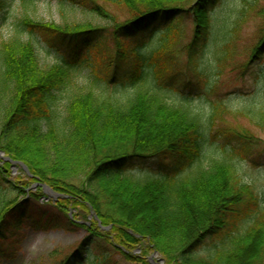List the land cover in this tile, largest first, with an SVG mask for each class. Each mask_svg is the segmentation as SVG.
Listing matches in <instances>:
<instances>
[{
  "label": "trees",
  "instance_id": "16d2710c",
  "mask_svg": "<svg viewBox=\"0 0 264 264\" xmlns=\"http://www.w3.org/2000/svg\"><path fill=\"white\" fill-rule=\"evenodd\" d=\"M215 1L57 0L106 24L52 23L26 13L12 22L8 38L0 40V151L10 158L0 165L1 243L26 220L44 229L87 231L57 264H152L147 255L155 251L166 264H264V209L230 160L254 159L264 144L238 125L216 129L215 118L227 108L214 102L203 111L183 92L207 84L198 59L219 33L225 43L215 56L217 68L229 62L248 16L258 21L257 41L241 68L261 56L264 0H242L230 27L212 31ZM9 3L0 0V23ZM110 6L126 16L118 18ZM155 22L162 35L148 38ZM188 32L183 67L194 64V77L187 80L172 45ZM34 37L59 51L60 62L43 65ZM101 53L112 66L109 83L93 64ZM123 62L128 66L117 74ZM78 76L92 85L77 84ZM250 113L264 131V109ZM209 136L221 139V156H204ZM148 158L162 170L133 177L130 168ZM13 162L28 172L13 176ZM43 185L55 199H42ZM91 212L96 218L88 219ZM206 238L212 242L201 255ZM93 240L100 246L89 262Z\"/></svg>",
  "mask_w": 264,
  "mask_h": 264
},
{
  "label": "rangeland",
  "instance_id": "374dc122",
  "mask_svg": "<svg viewBox=\"0 0 264 264\" xmlns=\"http://www.w3.org/2000/svg\"><path fill=\"white\" fill-rule=\"evenodd\" d=\"M10 8L6 14L1 15L0 23V40L7 39L12 29L10 26L12 22L20 18L23 13L29 16H33L41 21H47L52 23H62L65 20L76 21V20H87L90 19L95 24H106L101 21L97 16L96 18L89 13H83L77 6L73 7L69 4L61 5L57 0H9ZM242 0H216L213 4L215 7L211 18L216 22L212 23V31L217 29L218 26L227 25L230 27L231 22L237 17L242 7ZM110 10L113 11L118 18L126 16L125 11H117L113 7ZM211 19V20H212ZM221 22V23H219ZM257 20L252 16H248L241 23L240 29L235 36V40L232 42L230 47L231 57L220 69L217 68L215 56L219 52V47L225 43L222 33H219L220 38L210 40L208 47L205 52L202 53L198 59L199 65L203 69L204 73L208 75L207 84L200 82L196 84V87L184 89L185 95H189L192 101V105L203 111H207L214 102L217 104L224 105L227 111H222V114L218 115L214 120V127L216 129L222 128L223 126H234L238 125L247 128L258 136L264 144V131L255 127L251 121L253 117L252 113L257 110L264 109V51L261 56L253 58V60L246 66L242 67L243 64L248 62V57L251 54V47L257 41L255 37V31L257 28ZM190 28V24H186V30ZM226 28V30H228ZM162 25L160 23H154L150 28L146 30V36L148 38L155 37L159 38L162 33ZM221 31L223 29L221 28ZM23 38H27L22 35ZM191 34L188 32L184 38L180 39L179 43L172 45V49L177 52L178 67L184 70L185 78L190 79L194 77L192 72L194 64L188 65L185 69L184 61L186 63L187 54L182 51L189 40ZM34 45L43 65H51L56 62H60L62 54L56 49L49 47L43 39L34 37ZM103 53L98 58L94 59L93 64L99 71V77L101 82H108L111 75V67H107L104 64ZM104 59V60H103ZM187 64V63H186ZM127 63H121L117 74L120 75L127 68ZM186 70V71H185ZM220 72V73H219ZM76 79L77 84H81L85 87H90L92 83L90 78L78 76ZM169 84V83H167ZM174 89L180 87V85L172 84ZM221 139L216 136H209L206 142L210 148H205L204 156L219 157L222 154L223 148H221ZM212 147V148H211ZM2 152V151H0ZM3 153V157H5ZM7 157V156H6ZM8 158V157H7ZM10 159V158H9ZM0 158V165L6 160ZM231 163L234 166L238 176L245 183H249L254 187V190L258 194L261 208L264 209V148L254 157V159L246 157V159L233 157L230 158ZM207 163V160L205 161ZM164 167L160 162L158 163L155 158H148L147 160L137 161L131 168L130 172L133 177L146 179L153 177L159 173ZM22 163L13 162L10 167L12 175L15 176L20 173L22 169ZM26 168V167H25ZM24 169V168H23ZM25 170V169H24ZM26 171V170H25ZM28 171H26L27 173ZM34 187V186H33ZM56 194L44 192V199L46 202L55 199ZM22 204H27L26 197L19 196ZM30 203H34L32 199H29ZM42 201V200H40ZM33 208V207H31ZM29 209L28 214L34 210ZM34 209V208H33ZM48 211V210H46ZM48 214H46L47 216ZM72 213L69 212L71 217ZM88 219L96 218L94 213L91 212L88 215ZM103 228V227H102ZM106 229V228H103ZM7 238L4 243L0 242V264H57L65 255L71 253L80 241L87 235V231L82 229L69 230L66 228H52L44 229L42 226H35L29 221L24 220L23 224L18 229L13 231V235H9L6 231ZM89 249V257L87 260L93 262L94 256L97 254L100 243L95 240ZM212 242V238H206L199 251L201 255L206 254L207 247ZM118 262L121 259L120 256H114ZM147 259L152 264H166L165 260L162 259L158 253L154 255L149 253ZM162 260L163 262H161ZM123 264H128L123 262ZM135 264V263H130Z\"/></svg>",
  "mask_w": 264,
  "mask_h": 264
},
{
  "label": "water",
  "instance_id": "95a60500",
  "mask_svg": "<svg viewBox=\"0 0 264 264\" xmlns=\"http://www.w3.org/2000/svg\"><path fill=\"white\" fill-rule=\"evenodd\" d=\"M0 158H3L4 160H5V159H9V158H7L6 156L3 157V152H0ZM22 167H23L26 171H28V169L25 168L24 165H22ZM43 189H45V192L53 193L50 189H48V188H47L46 186H44V185H43ZM156 254H157V252L155 251V252H154V255H156ZM160 261L163 262L162 260H160Z\"/></svg>",
  "mask_w": 264,
  "mask_h": 264
}]
</instances>
